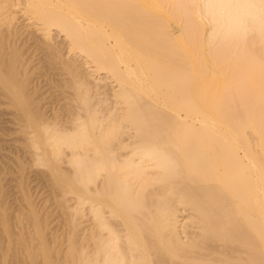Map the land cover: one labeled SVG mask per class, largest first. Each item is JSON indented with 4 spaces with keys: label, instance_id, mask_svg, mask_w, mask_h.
Masks as SVG:
<instances>
[{
    "label": "bare ground",
    "instance_id": "6f19581e",
    "mask_svg": "<svg viewBox=\"0 0 264 264\" xmlns=\"http://www.w3.org/2000/svg\"><path fill=\"white\" fill-rule=\"evenodd\" d=\"M0 132V264H264V0H0Z\"/></svg>",
    "mask_w": 264,
    "mask_h": 264
},
{
    "label": "rangeland",
    "instance_id": "374dc122",
    "mask_svg": "<svg viewBox=\"0 0 264 264\" xmlns=\"http://www.w3.org/2000/svg\"><path fill=\"white\" fill-rule=\"evenodd\" d=\"M5 124V123H3ZM9 135L8 137L6 136ZM5 135V136H4ZM12 136V132H0V183L2 185V188H0V191L2 189V191L0 192L1 196L0 198H2L3 201H9V202H12L14 199L18 198L17 195L19 196V184L20 182L17 180V175H18V169L17 167H15V163H14V159L12 158V156L14 157L16 154H15V145H13V140H11V136ZM14 135V134H13ZM9 138V139H8ZM10 148V149H9ZM13 154V155H12ZM20 154V152H19ZM10 157V159H9ZM3 161V163H2ZM10 162V163H8ZM8 163V164H7ZM3 164V165H2ZM6 164V165H5ZM3 166V168H2ZM9 167V169H8ZM9 170V171H8ZM1 171L3 173H1ZM28 171V170H27ZM10 172V173H8ZM29 172V171H28ZM6 173V174H5ZM17 173V175H16ZM4 174V175H3ZM30 174L31 175V179L29 178V182L31 180V184L29 183V186L31 187V190L32 192H35L36 189H37V186H38V180H35L36 179V175H35V172L34 171H30ZM35 176V177H34ZM34 177V178H33ZM16 179V180H15ZM34 183H33V181ZM15 182V183H14ZM17 184V185H15ZM0 185V186H1ZM4 185V186H3ZM14 185V186H13ZM33 185V186H32ZM36 185V186H35ZM36 188H35V187ZM6 187V188H5ZM15 187V189H14ZM40 187V186H38ZM5 188V189H4ZM13 188V189H11ZM4 189V190H3ZM35 189V190H34ZM17 190V191H16ZM11 192V193H10ZM2 193L4 195H2ZM7 193V194H6ZM9 193V194H8ZM16 193V194H15ZM16 196H15V195ZM12 195V196H11ZM3 196V197H2ZM8 196V199H6ZM10 196V197H9ZM16 198H15V197ZM12 197V198H11ZM14 198V199H13ZM12 201H11V200Z\"/></svg>",
    "mask_w": 264,
    "mask_h": 264
}]
</instances>
